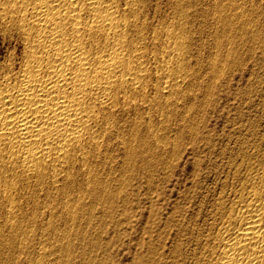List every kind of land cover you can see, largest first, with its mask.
Here are the masks:
<instances>
[{
  "label": "bare ground",
  "instance_id": "bare-ground-1",
  "mask_svg": "<svg viewBox=\"0 0 264 264\" xmlns=\"http://www.w3.org/2000/svg\"><path fill=\"white\" fill-rule=\"evenodd\" d=\"M160 1L0 0L15 42L0 60V264H101L144 183L176 169L182 138L196 143L206 107L264 52V0L212 3L209 71L202 9ZM246 145L219 155L213 191L185 195L194 210L176 206L140 264H264V143Z\"/></svg>",
  "mask_w": 264,
  "mask_h": 264
},
{
  "label": "rangeland",
  "instance_id": "rangeland-1",
  "mask_svg": "<svg viewBox=\"0 0 264 264\" xmlns=\"http://www.w3.org/2000/svg\"><path fill=\"white\" fill-rule=\"evenodd\" d=\"M161 1V9L163 10L161 11L162 13H166L169 6L167 5L166 0ZM195 1L198 8L202 9V12L200 15L201 24L198 26L201 31L196 32L194 35L200 40L202 45L199 46L200 49L198 48L194 51L197 53L199 50V52L202 53L200 62L202 64L203 71H209L207 69L208 61L216 52V49L213 48V45L211 44V37L213 35L212 32H214V29L218 26V24H214L212 21V3L215 0ZM234 1L237 3L242 2V0ZM232 9L233 6L228 10H231V14H236L237 12ZM255 15L256 18L260 17V20L262 18L264 19V14L259 16L255 13ZM14 44V41L9 40L8 38L5 39L3 33L0 32V60H4L10 54L11 50L15 46ZM240 52H242V55L235 59L238 66H240V64L242 65L244 58L248 56V51L242 49ZM254 56V59L247 60V62L240 68L241 70L236 69L233 75L234 77L229 80L230 86L222 92V96H220L217 101H214L211 105L206 107L205 119H203V122L200 123V127L198 126L196 143L192 146V143L189 142V136H185V139L182 138L181 143L182 141L183 143L181 146H185V152L183 151L184 148H182V150L180 149L181 152L184 153L183 158L178 162L179 164L176 169L172 171L170 168H161L159 173L152 177L150 180L151 182L144 183L143 188L140 189L139 199L136 197L134 202L131 204L129 203L126 219L124 220L126 222L122 223V227L120 229L121 232L118 230L120 233H116L115 237L112 239V242H114L118 250H108V255L104 252H98L97 257L102 261H100L101 264H106V260L108 264H140L141 259L144 256V252L149 250L148 246L154 247L156 244L158 228L167 226L166 220L176 209V206H180V209L185 207V214H189L194 210V206L192 204L184 205V196L189 195L194 203L198 200L200 192L213 191V186H215L214 178H216L215 171L220 169V163L222 162H219L221 160V156L219 155H225L226 153L227 155H234L239 151L241 146L245 145L247 147L246 144H248L250 147L255 143V141L264 143V134H262L264 133V115H262L264 114V111H261L264 110L263 50L257 48ZM223 83L226 84V81ZM250 121H254L255 124ZM246 131H248V134H246ZM258 134L261 135L258 136ZM256 135L258 136V139ZM241 136L244 139L243 142H241V140H243ZM249 138L254 143L249 144L248 142H252ZM226 143L227 146H225ZM236 143L237 146L239 143L240 147H237ZM186 145L189 146L186 147ZM248 148L247 150H249ZM236 149L238 150L236 151ZM237 155L241 154L237 153ZM215 164L218 165L215 167ZM207 182L209 184H207ZM201 185L203 187L199 188ZM167 242L170 243V240L168 239ZM105 254L109 257L108 259H106L107 256ZM100 256L102 259L99 258Z\"/></svg>",
  "mask_w": 264,
  "mask_h": 264
}]
</instances>
